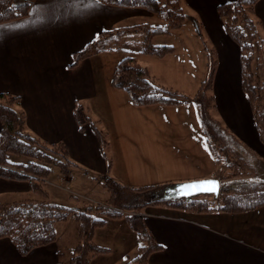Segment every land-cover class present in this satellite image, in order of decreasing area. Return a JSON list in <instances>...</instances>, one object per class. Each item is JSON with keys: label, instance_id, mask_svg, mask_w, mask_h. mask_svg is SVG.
I'll return each mask as SVG.
<instances>
[{"label": "crops", "instance_id": "1", "mask_svg": "<svg viewBox=\"0 0 264 264\" xmlns=\"http://www.w3.org/2000/svg\"><path fill=\"white\" fill-rule=\"evenodd\" d=\"M28 1L32 3L28 17L0 24V93L21 98L32 135L49 144L63 143L77 163L75 168L83 169L87 178L110 176L131 188L219 179L221 166L209 149L193 103L134 105L113 84L117 66L126 57L123 51L93 55L71 67L74 54L102 32L142 24L155 15L100 0ZM235 1L184 0V4L201 21L205 40L216 52L213 92L218 117L247 152L264 160L254 107L242 88V50L218 13L220 4ZM255 15L264 35V0L256 3ZM187 23L153 40L155 45L172 46V54L158 58L137 49L129 50V56L162 84L194 97L207 77L209 58L202 38ZM79 104L92 107L93 121L108 135L106 150L92 124L81 129L77 123ZM1 129L0 123V133ZM98 183L103 186L99 179ZM29 195L28 182L0 178V197L20 200ZM142 215L162 246L149 257V264H264V206L239 214L148 206ZM111 220L130 227L125 217ZM66 221L58 223L56 231ZM128 229L131 242L124 243L117 264L127 263L140 251L139 235ZM74 237L65 256L72 257L79 243ZM56 242L23 256L9 239H1L0 264H69L62 260L64 249Z\"/></svg>", "mask_w": 264, "mask_h": 264}, {"label": "trees", "instance_id": "2", "mask_svg": "<svg viewBox=\"0 0 264 264\" xmlns=\"http://www.w3.org/2000/svg\"><path fill=\"white\" fill-rule=\"evenodd\" d=\"M102 3L124 8H141L162 19L163 24L152 26L148 23L115 28L102 32L82 51L74 54L71 67L93 55L104 52L123 51L127 56L118 64L113 84L125 91L136 106H180L193 103L206 136L207 144L219 166L221 184L218 198L199 196L191 200H157L159 192L171 189L168 184L150 188H131L110 176L104 177L103 186L109 199L96 212L102 218L87 211L77 212L62 204L49 201L45 185L51 174V165L61 167L65 176L70 174L64 168L74 165L63 143L49 144L32 135L27 129V116L21 109V98L9 93H0V178L11 181H26L30 194L20 200L0 197V240L9 239L18 252L27 256L38 248L52 245L57 240L56 225L65 222L74 214L77 222L79 243L73 250L69 264H90L91 260L105 251L94 242L95 230L105 223V218L125 217L130 228L140 239L139 254L125 264H149V257L162 250L149 232L143 209L148 206H165L189 213L222 212L239 214L257 210L264 206V160L255 156V165L236 155V150L245 146L228 130L217 114L213 92L217 69V56L212 46L205 40L201 21L190 14L184 0H100ZM259 0H236L218 6V13L224 21L228 35L242 50V88L253 104L259 138L264 143V35L255 15ZM32 3L28 0H0V24L13 22L29 16ZM192 15V16H191ZM195 24L197 34L202 38L209 58L208 74L194 97L174 90L158 81L147 67L142 66L129 49L120 47V40L130 33L141 32L144 40L140 53L164 58L174 52L172 46L153 43L157 36L169 35L183 27L186 21ZM77 123L84 128L92 124L104 150L109 146L108 135L99 129L85 107L75 109ZM42 142L47 147L36 142ZM63 151L61 159H56L53 148ZM247 152V151H246ZM21 158L28 159L26 162ZM110 168V166H109Z\"/></svg>", "mask_w": 264, "mask_h": 264}, {"label": "rangeland", "instance_id": "3", "mask_svg": "<svg viewBox=\"0 0 264 264\" xmlns=\"http://www.w3.org/2000/svg\"><path fill=\"white\" fill-rule=\"evenodd\" d=\"M187 22L188 27L191 26L196 31L195 24L190 20ZM142 23L158 26L162 25L163 21L161 18L156 16L154 20H142ZM143 40V33H130V35L121 38L120 47L122 49H129L134 52L137 51V49L142 48ZM124 54L127 56V53ZM84 107L88 114L93 118L91 113L92 107L87 105ZM36 143L40 146L47 147L42 142L38 141ZM52 151L56 153L57 160L62 158L61 155H63V150L61 148L55 147L52 149ZM236 155L243 157L246 161L252 162L253 165H255V156L251 155L249 152L240 149L236 150ZM27 160L28 159L25 158L20 159V161L23 162H26ZM76 164L77 163H74V165H72L68 163L64 167L70 171L68 176H65L62 173L61 167L57 165L50 166L51 174L45 185L46 191L49 194V201L62 204L68 208L76 210L77 212L87 211L90 208L91 214H93L95 217L102 218V216H99L96 212V207L105 203L106 200L109 199V194L106 188L98 183L99 179L102 184L104 182V177L97 178L94 176V178H87L83 169L75 168ZM70 178H73L74 181L71 182ZM95 179H97V181H94ZM29 196L33 197L34 195L30 194ZM119 222L120 221H112L110 218H105V223L96 228L94 242L97 246L104 248L105 251L101 254H98L90 264H117L122 259L124 243H128L129 241L131 242V235L128 229L130 227H122L121 225L123 223ZM124 222H126V220ZM74 236L79 238L76 217L74 214H72L68 217L66 223H62L61 225L57 226L56 245L59 248L62 247V250L64 249V256L62 258L64 263L70 262L71 257L69 254H67V256H65V254L67 253V248H69L70 244H72L75 240Z\"/></svg>", "mask_w": 264, "mask_h": 264}, {"label": "water", "instance_id": "4", "mask_svg": "<svg viewBox=\"0 0 264 264\" xmlns=\"http://www.w3.org/2000/svg\"><path fill=\"white\" fill-rule=\"evenodd\" d=\"M217 182V191L211 192V191H191L190 194L187 195H182L181 190L184 185H189V184H195V183H201V182ZM220 188L221 184L219 179L217 178H210V179H203V180H196V181H190V182H184L180 184H176L174 187L171 189H168L166 191L159 192L158 195L155 196L157 200H170V199H184V200H191L195 197L199 196H213L214 198H218L220 194Z\"/></svg>", "mask_w": 264, "mask_h": 264}, {"label": "snow or ice", "instance_id": "5", "mask_svg": "<svg viewBox=\"0 0 264 264\" xmlns=\"http://www.w3.org/2000/svg\"><path fill=\"white\" fill-rule=\"evenodd\" d=\"M217 182H201L195 184L184 185L181 190L182 195L190 194L191 191H217Z\"/></svg>", "mask_w": 264, "mask_h": 264}]
</instances>
